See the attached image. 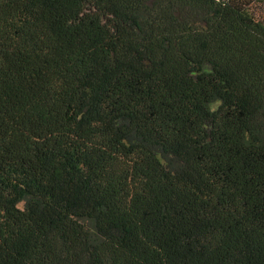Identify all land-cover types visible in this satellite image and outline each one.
I'll list each match as a JSON object with an SVG mask.
<instances>
[{
	"label": "trees",
	"instance_id": "trees-1",
	"mask_svg": "<svg viewBox=\"0 0 264 264\" xmlns=\"http://www.w3.org/2000/svg\"><path fill=\"white\" fill-rule=\"evenodd\" d=\"M0 264H264V0H0Z\"/></svg>",
	"mask_w": 264,
	"mask_h": 264
}]
</instances>
